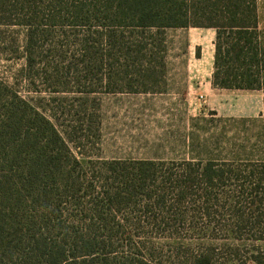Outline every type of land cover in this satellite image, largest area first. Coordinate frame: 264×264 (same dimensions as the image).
Wrapping results in <instances>:
<instances>
[{
  "label": "trees",
  "instance_id": "trees-1",
  "mask_svg": "<svg viewBox=\"0 0 264 264\" xmlns=\"http://www.w3.org/2000/svg\"><path fill=\"white\" fill-rule=\"evenodd\" d=\"M258 1L0 0V24L25 28L20 75L33 86L37 81H46L52 90L65 86L59 63L44 65L48 54L36 48L39 34L50 31L43 26L81 28L76 62L80 67L75 72L101 70L108 64L103 77L107 83L114 70L151 64L160 50L156 35L163 28L202 27L214 30L211 86L264 91V31ZM36 64L42 70L32 72ZM145 72L151 73L148 68ZM69 153L40 109L0 77V264H145L129 255V247L140 240L141 216L133 221L123 214L132 213L143 200L139 212L171 238L195 217L187 208L180 209L186 200L197 202L199 209L191 211L206 222L211 218L208 208L221 198L234 210L242 200L251 208L250 213L235 211L237 223L264 208V160L242 178L241 173L219 172L211 161L202 166L184 163L179 171L169 169L165 175L155 173L152 162L102 161V175L96 176L92 166L88 173L71 153L75 162L68 163ZM232 174L237 182L220 181ZM228 186H233V193L223 190ZM151 208L169 212V221ZM254 217L262 223L256 230L264 239V212ZM161 223L174 227L168 231ZM117 246L123 248L121 256L112 254ZM209 256L199 254L186 264H211Z\"/></svg>",
  "mask_w": 264,
  "mask_h": 264
},
{
  "label": "rangeland",
  "instance_id": "rangeland-1",
  "mask_svg": "<svg viewBox=\"0 0 264 264\" xmlns=\"http://www.w3.org/2000/svg\"><path fill=\"white\" fill-rule=\"evenodd\" d=\"M258 19L264 31V0L258 1ZM43 28L49 29L50 34L40 33L36 48L41 54H48L44 65L59 63L64 88L59 86L52 90L54 88L46 81H37L33 86L22 80L25 28L17 24H0V77L14 84L19 93L40 109L88 173V167L92 166L94 175H102L100 162L112 160L152 162L153 171L164 175L169 169L179 171L178 167L184 163L202 166L211 161L219 172L241 173L242 178L259 164L256 162L264 160V91L185 86L195 79L185 81L186 76L203 78L211 74L213 29L163 28L156 35L160 50L151 64L143 62L139 66L114 70L107 83L103 77L109 71L108 64L101 70L75 72L76 67H80L76 62L82 48L81 28L59 25ZM38 65L32 72L42 70ZM188 67L187 72L183 71ZM145 68L151 73L146 74ZM111 87L116 89L111 91ZM70 153L68 163H73ZM220 181L237 182L233 174L230 179L225 177ZM232 188L228 186L223 190L233 193ZM166 197L165 207L169 206V193ZM243 201L234 210L224 204V198L219 199L216 206L208 208L209 222L191 211L199 209L197 202L184 201L180 209L187 208L195 217L186 220L174 238L169 237L168 232L162 234V230L156 228L158 225L150 223L139 212L145 203L140 201L132 213H123L133 221L141 216L140 240L129 247L131 254H128L145 264H186L189 258L199 254L210 255L211 264H264V239L256 230L262 223L254 217L263 213L264 208L254 211L250 220L237 223L235 211H251ZM155 209L151 208V212L158 211ZM151 212L148 214H153ZM168 213L157 212L165 221H169ZM189 220L192 227L188 225ZM159 226H168V231L174 227L164 223ZM237 227L241 230L235 234ZM122 251L123 248L117 246L112 254L121 256ZM19 261L15 258L16 263Z\"/></svg>",
  "mask_w": 264,
  "mask_h": 264
},
{
  "label": "crops",
  "instance_id": "crops-1",
  "mask_svg": "<svg viewBox=\"0 0 264 264\" xmlns=\"http://www.w3.org/2000/svg\"><path fill=\"white\" fill-rule=\"evenodd\" d=\"M187 70H189V67H188V69H183V71H185V72H187ZM210 76H211V74L209 72L207 74V77L200 78V76H195V75L190 76L189 75V76H186L187 78H184L183 80H185V81H188V80L191 81V80H193V78H195L194 79V83H190V84L187 83V84H185V86H187V87H192V88L199 89L202 86H208L211 89H217V88H214V87L211 86Z\"/></svg>",
  "mask_w": 264,
  "mask_h": 264
}]
</instances>
